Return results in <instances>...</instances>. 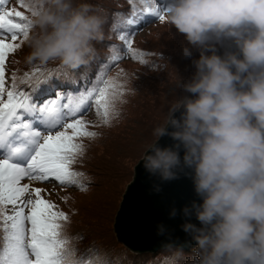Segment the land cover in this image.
Segmentation results:
<instances>
[{"label":"clouds","instance_id":"obj_1","mask_svg":"<svg viewBox=\"0 0 264 264\" xmlns=\"http://www.w3.org/2000/svg\"><path fill=\"white\" fill-rule=\"evenodd\" d=\"M26 4L27 64L75 70L91 62L95 44L105 38L98 5ZM164 16L200 56L192 80L179 77L176 84L193 95L170 104L140 157L159 180L152 190L182 176L191 179L199 200L173 207L169 216L182 214L180 227L195 242L200 264H264V0H170ZM226 43L219 54L217 45ZM182 51L191 57L189 48ZM164 136L174 143L161 146ZM165 231L157 225L158 235Z\"/></svg>","mask_w":264,"mask_h":264},{"label":"rangeland","instance_id":"obj_2","mask_svg":"<svg viewBox=\"0 0 264 264\" xmlns=\"http://www.w3.org/2000/svg\"><path fill=\"white\" fill-rule=\"evenodd\" d=\"M164 1L167 7L170 1ZM88 2L103 10L105 20V38L95 44L96 52L91 62L75 70L59 63L29 65L25 57L30 49L21 34L15 41L21 45L20 48L9 53L6 60L5 86L6 90H11L15 77L17 85L28 90L29 84L50 76L56 90L64 88V85H73L81 74L92 73L90 86L106 72V80H114L120 85L116 115L111 117L109 124L101 122L95 107L83 115L89 130L100 133L94 139L81 138L86 150L72 166L85 174L87 190L78 186H62L53 178L47 181H29L24 178L21 183L30 184V191L40 188L41 196L58 206L54 210L69 215L66 228L68 235L83 237L73 242L77 257L82 256L83 245L90 247L94 244L110 264H200L193 247L189 250L168 246L155 251H131L117 240L113 229L115 214L125 187L133 177L134 166L145 147L153 141V129L164 121L170 104L188 93L182 87L177 88L176 84L179 77L184 83L192 80L196 72L194 61L199 59L200 50L190 45L183 34L158 16L131 25L126 18L115 20L120 13L127 14L129 18L133 11V3L130 4L129 0ZM12 9L22 11L29 17V9L21 4V0H6L0 5V11ZM122 32H135L131 37L133 47L144 53L143 56L134 59L128 54L126 57L127 49L119 39ZM114 37L119 41L118 44ZM185 47L191 50L190 58L183 55ZM115 56L120 58L113 59ZM112 60L118 61L110 68ZM21 81L26 82L21 84ZM68 131L71 133V129ZM31 195L35 199L34 193ZM28 197L29 194H25L23 199L27 200ZM20 206L18 204L16 207ZM12 209V205L5 206L8 214L12 213ZM28 211L26 207L25 215ZM25 226L26 229L30 226L28 221H25Z\"/></svg>","mask_w":264,"mask_h":264},{"label":"snow or ice","instance_id":"obj_3","mask_svg":"<svg viewBox=\"0 0 264 264\" xmlns=\"http://www.w3.org/2000/svg\"><path fill=\"white\" fill-rule=\"evenodd\" d=\"M5 2L0 0V5ZM21 4L28 7L24 0ZM159 8H145L141 14L133 9L127 23L135 24L143 13L149 12L163 21L165 16ZM29 27L24 12L0 11V264H110L95 246L77 257L73 242L83 237L68 235L69 215L54 210L58 206L44 199L40 188L30 191V184L21 181L53 178L62 186L87 190L85 174L72 166L86 150L81 138L94 139L100 133L89 130L83 115L95 107L101 122L109 124L116 115L120 85L98 77L91 88L85 85L87 90L72 96L57 92L50 76L29 84L28 90L18 86L13 77L11 90H6L8 54L20 48L15 41L21 34L26 38ZM134 35L135 32H122L119 39L135 59L144 53L133 47ZM25 194H29L27 200L23 199ZM18 204L22 206L16 207ZM7 205L13 206L11 214L5 211ZM25 221L30 224L27 229Z\"/></svg>","mask_w":264,"mask_h":264},{"label":"water","instance_id":"obj_4","mask_svg":"<svg viewBox=\"0 0 264 264\" xmlns=\"http://www.w3.org/2000/svg\"><path fill=\"white\" fill-rule=\"evenodd\" d=\"M228 46L227 43L224 47L217 45V51L222 55ZM192 95L188 92L185 96ZM182 111L183 108L175 113L177 118ZM171 130L169 127V131ZM158 143L164 146L174 142L169 136H164ZM154 183H159L158 178L151 177L145 171L143 161L139 159L115 214L113 229L117 240L136 252L155 251L168 246L189 250L194 247L195 242L180 227L184 222L182 214L170 218L169 212L173 207L180 209L193 199L199 200L191 179L182 176L178 180L164 182L160 192L152 190ZM193 222L198 223L194 217ZM158 224H163L166 228L162 235L157 234Z\"/></svg>","mask_w":264,"mask_h":264},{"label":"trees","instance_id":"obj_5","mask_svg":"<svg viewBox=\"0 0 264 264\" xmlns=\"http://www.w3.org/2000/svg\"><path fill=\"white\" fill-rule=\"evenodd\" d=\"M149 1V0H148ZM150 1H152V2H154L155 0H150ZM139 2V0H133V2L132 3H138ZM133 9H135V8H133ZM132 14V13H131ZM131 14H130V16H131ZM137 14H141V10H138L137 11ZM163 14H164V11H163ZM127 14H125V13H120V15L115 19V20H122V19H124V18H126V19H128V17L126 16ZM129 16V17H130ZM144 19L145 18H143V17H140L139 19H138V21L136 22V23H141L142 21H144ZM111 29H113L112 27H111ZM114 31H116V30H114ZM116 33V32H115ZM114 39H115V43L116 44H118L119 43V41L118 40H116V38L114 37ZM118 46V45H117ZM125 54H126V57H127V55H128V53H127V50L125 51ZM118 60H112L111 61V65H110V68L112 67V66H114V64L117 62ZM88 75V77H91L92 76V73H89V74H87ZM105 76H106V72L104 73V76H103V79H105ZM106 80V79H105ZM93 86V85H92ZM92 86H89V88H91ZM94 246V244L93 245H90V247H88V245L86 246V245H83L82 246V250L83 251H81L82 252V256L85 254V252L87 251V250H89L90 248H92Z\"/></svg>","mask_w":264,"mask_h":264},{"label":"bare ground","instance_id":"obj_6","mask_svg":"<svg viewBox=\"0 0 264 264\" xmlns=\"http://www.w3.org/2000/svg\"><path fill=\"white\" fill-rule=\"evenodd\" d=\"M166 1H169V0H166ZM38 186V185H37Z\"/></svg>","mask_w":264,"mask_h":264}]
</instances>
